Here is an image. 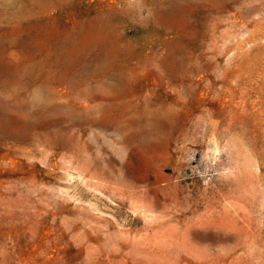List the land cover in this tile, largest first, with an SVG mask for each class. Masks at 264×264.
Masks as SVG:
<instances>
[{"label":"rangeland","instance_id":"rangeland-1","mask_svg":"<svg viewBox=\"0 0 264 264\" xmlns=\"http://www.w3.org/2000/svg\"><path fill=\"white\" fill-rule=\"evenodd\" d=\"M0 264H264V0H0Z\"/></svg>","mask_w":264,"mask_h":264},{"label":"bare ground","instance_id":"bare-ground-1","mask_svg":"<svg viewBox=\"0 0 264 264\" xmlns=\"http://www.w3.org/2000/svg\"><path fill=\"white\" fill-rule=\"evenodd\" d=\"M88 122L89 123H92V121H90V120H87V119H85V120H81V121H77V124H79V125H85V124H88ZM69 123V122H68ZM82 127V126H81ZM107 130V129H106ZM105 130V131H106ZM52 138V137H51Z\"/></svg>","mask_w":264,"mask_h":264}]
</instances>
